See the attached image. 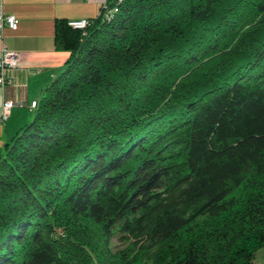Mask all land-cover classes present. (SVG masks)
I'll return each mask as SVG.
<instances>
[{"label": "trees", "instance_id": "1", "mask_svg": "<svg viewBox=\"0 0 264 264\" xmlns=\"http://www.w3.org/2000/svg\"><path fill=\"white\" fill-rule=\"evenodd\" d=\"M54 41L0 155V264H255L264 0H107Z\"/></svg>", "mask_w": 264, "mask_h": 264}, {"label": "crops", "instance_id": "2", "mask_svg": "<svg viewBox=\"0 0 264 264\" xmlns=\"http://www.w3.org/2000/svg\"><path fill=\"white\" fill-rule=\"evenodd\" d=\"M106 2L107 0H2L0 18L15 17L18 27L15 31L3 29L0 52L2 46H5L19 56V62L7 74L11 85L0 88V115L5 102L19 105L11 110L5 122H0V155L4 153L5 145L14 134L30 121L33 114L28 108L30 102L38 100L45 87L64 70L69 53L56 49L55 22L93 21ZM261 260L259 261L262 263L257 260L254 263L264 264V255Z\"/></svg>", "mask_w": 264, "mask_h": 264}, {"label": "built area", "instance_id": "3", "mask_svg": "<svg viewBox=\"0 0 264 264\" xmlns=\"http://www.w3.org/2000/svg\"><path fill=\"white\" fill-rule=\"evenodd\" d=\"M2 0H0V3ZM106 4V3H105ZM104 4V5H105ZM103 5V6H104ZM89 25V21H69L67 26L76 31H83ZM18 27V21L15 17H1L0 18V38L4 28H8L15 31ZM19 62V56L13 52H10L5 46H2L0 52V88H5L11 85L10 80L7 77L9 71L14 69ZM37 100L31 101L29 104V110L33 112V107L35 106ZM19 104H14L11 102H5L2 106V112L0 115V122H5L10 115L11 110Z\"/></svg>", "mask_w": 264, "mask_h": 264}, {"label": "rangeland", "instance_id": "4", "mask_svg": "<svg viewBox=\"0 0 264 264\" xmlns=\"http://www.w3.org/2000/svg\"><path fill=\"white\" fill-rule=\"evenodd\" d=\"M112 246L119 247L120 244L117 242V240H113ZM260 254H262V255H260ZM263 255H264V248L257 252V254L255 256V260H257L259 263H262L261 261H263V260H261V259H262ZM259 260H261V261H259Z\"/></svg>", "mask_w": 264, "mask_h": 264}, {"label": "bare ground", "instance_id": "5", "mask_svg": "<svg viewBox=\"0 0 264 264\" xmlns=\"http://www.w3.org/2000/svg\"><path fill=\"white\" fill-rule=\"evenodd\" d=\"M36 106H37V102H36L35 106L33 107V111L35 110Z\"/></svg>", "mask_w": 264, "mask_h": 264}]
</instances>
